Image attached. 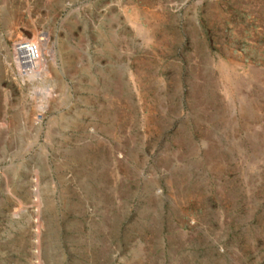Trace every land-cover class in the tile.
Listing matches in <instances>:
<instances>
[{
    "label": "rangeland",
    "instance_id": "374dc122",
    "mask_svg": "<svg viewBox=\"0 0 264 264\" xmlns=\"http://www.w3.org/2000/svg\"><path fill=\"white\" fill-rule=\"evenodd\" d=\"M0 264H264V0H0Z\"/></svg>",
    "mask_w": 264,
    "mask_h": 264
},
{
    "label": "built area",
    "instance_id": "2783aa9c",
    "mask_svg": "<svg viewBox=\"0 0 264 264\" xmlns=\"http://www.w3.org/2000/svg\"><path fill=\"white\" fill-rule=\"evenodd\" d=\"M12 57L19 73L29 76L38 65L40 57L36 42L27 39H18L13 44Z\"/></svg>",
    "mask_w": 264,
    "mask_h": 264
},
{
    "label": "bare ground",
    "instance_id": "6f19581e",
    "mask_svg": "<svg viewBox=\"0 0 264 264\" xmlns=\"http://www.w3.org/2000/svg\"><path fill=\"white\" fill-rule=\"evenodd\" d=\"M45 36V35H44ZM42 38V37H41ZM46 37H43L42 40H45ZM37 46H38V49H39V54H40V57H39V60H38V65H37V68L36 70H34L32 73L29 74V76L32 78V77H36L38 75H40V72L43 71L44 69V64H45V59L43 58V54H42V47L40 44H38L36 42ZM48 51V50H47ZM52 53V52H51ZM42 107V106H41Z\"/></svg>",
    "mask_w": 264,
    "mask_h": 264
}]
</instances>
